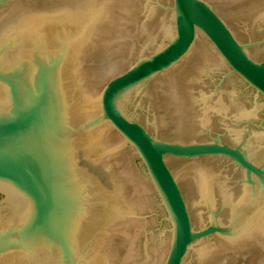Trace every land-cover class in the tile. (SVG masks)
Wrapping results in <instances>:
<instances>
[{
	"label": "water",
	"instance_id": "1",
	"mask_svg": "<svg viewBox=\"0 0 264 264\" xmlns=\"http://www.w3.org/2000/svg\"><path fill=\"white\" fill-rule=\"evenodd\" d=\"M262 243L264 0H0V264Z\"/></svg>",
	"mask_w": 264,
	"mask_h": 264
},
{
	"label": "rangeland",
	"instance_id": "2",
	"mask_svg": "<svg viewBox=\"0 0 264 264\" xmlns=\"http://www.w3.org/2000/svg\"><path fill=\"white\" fill-rule=\"evenodd\" d=\"M257 246L219 264H264V243Z\"/></svg>",
	"mask_w": 264,
	"mask_h": 264
},
{
	"label": "bare ground",
	"instance_id": "3",
	"mask_svg": "<svg viewBox=\"0 0 264 264\" xmlns=\"http://www.w3.org/2000/svg\"><path fill=\"white\" fill-rule=\"evenodd\" d=\"M261 246H263V245H261ZM258 247V246H257ZM263 249V248H262Z\"/></svg>",
	"mask_w": 264,
	"mask_h": 264
}]
</instances>
